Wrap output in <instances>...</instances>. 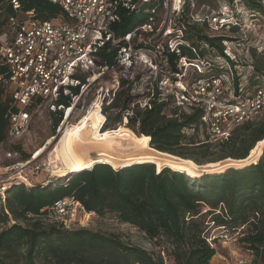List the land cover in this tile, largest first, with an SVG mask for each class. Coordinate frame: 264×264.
I'll list each match as a JSON object with an SVG mask.
<instances>
[{
  "label": "trees",
  "instance_id": "16d2710c",
  "mask_svg": "<svg viewBox=\"0 0 264 264\" xmlns=\"http://www.w3.org/2000/svg\"><path fill=\"white\" fill-rule=\"evenodd\" d=\"M17 1L22 12L33 11L41 21L61 15L58 7L45 0ZM4 3L5 0H0V10H3L0 31L6 24V16L12 14L11 8ZM211 3L212 7L209 6ZM131 4L137 8L131 11L120 3L115 10L118 20L109 26L115 43L106 42L97 52L100 67L116 68L118 51L129 34L132 48L144 47L148 35L135 30L162 17L161 0H132ZM222 7L236 18L239 27L229 26L212 33L206 20H192L212 17ZM242 8L251 12V23L264 28V23L259 25L255 19L260 16L264 22V4L260 0H184L176 21L182 30L179 53L165 51L156 73L133 61L130 66L118 68V88L108 105H105L107 98L102 102L105 120L101 131L107 130L111 121L121 124L124 117L127 127L137 136L150 138L149 145L154 150L192 160L198 165H202L201 161L191 152L206 158L216 146L220 150L217 161L242 160L249 156L254 145L264 139V116L259 121L238 126L227 141L206 143L202 108L187 104L179 106L174 96L175 88L158 87L161 79L167 78L174 83L182 74L181 81L188 88L198 81L221 77L229 79L233 90L239 85L247 91L260 86L264 65L256 47H243L240 37ZM224 41L238 44L235 60L224 53ZM180 58L202 64L201 72L191 67L180 68ZM74 78L79 84L68 86L67 94L61 90L51 101L54 106L50 111L53 132L63 121L65 111L80 96L69 117L72 118L86 94L81 95L82 87L87 85L86 79L80 75ZM139 88L141 92L136 93ZM8 102L0 89V145L9 140L8 123L4 119ZM110 110L113 113H109ZM199 130L204 141L198 139ZM16 150L20 151L17 148L12 152L15 154ZM21 155L24 162L31 159L24 153ZM233 168L213 176L191 178L167 168L156 173L152 164L134 165L118 171L99 164L88 171L58 177L61 181L55 186L47 183L31 185L16 180L6 189L4 198L0 197V224L5 226L0 230V264H210L215 252L204 236L206 227L202 217L206 216H210L209 222L213 226L225 230L244 227L240 241L252 256V263L261 264L264 260V149L254 163ZM67 197L78 201L87 213L98 217L114 216L118 222L137 229L150 242L165 241L170 251L151 253L127 245L117 235L84 228L65 230L46 224L41 210ZM202 209H206L203 214Z\"/></svg>",
  "mask_w": 264,
  "mask_h": 264
},
{
  "label": "built area",
  "instance_id": "2783aa9c",
  "mask_svg": "<svg viewBox=\"0 0 264 264\" xmlns=\"http://www.w3.org/2000/svg\"><path fill=\"white\" fill-rule=\"evenodd\" d=\"M45 1L59 8L61 15L58 18L41 21L35 17L33 11L22 12L17 0H5L4 3V6L11 8L12 11V14L6 16V24L0 31V89L9 101L8 110L4 115L8 123L9 140L17 138L27 129L29 121L44 103L53 101L61 90L67 94L68 86L78 85L79 82L74 76L86 73L90 71L89 69L110 71L97 65L99 60L96 54L106 42L115 43L114 34L109 26L118 20L115 14L117 6L121 3L131 11L137 8L135 4H131L132 0ZM161 2L163 7L161 19L150 20L135 30L148 35L144 47L132 48L130 34L124 38L125 45L118 51L117 69L130 66L133 61L142 63L156 73L165 51L179 53L182 30L176 21L182 12L184 0ZM2 17L3 10H0V19ZM192 20L195 22L206 20L212 33H218L229 26H240L226 7H222L216 15L207 19L196 17ZM223 45L224 53L235 60L238 44L224 41ZM256 51L261 55L264 65V35ZM178 66L183 69L191 67L201 72L202 64L180 58ZM247 68L252 69L251 66ZM183 75L177 76L178 80L174 83L163 78L158 82V87H167L170 90L175 88L174 96L179 106L187 104L202 108L201 122L206 143L217 144L227 141L238 126L246 122H255L264 115V76L261 77L260 86L247 91L243 85H239L237 90L231 89L229 79L226 77L213 78L206 82L198 81L188 88L181 81ZM72 82L76 84L71 85ZM50 107L54 110V106ZM69 109L65 111V120L69 118L66 119ZM43 168L51 178L53 170L50 163ZM16 176L21 175L9 178L0 176L2 199L6 189L13 182L24 180L26 183L25 179L21 177L18 179ZM41 213L46 224L57 225L65 230L83 228L89 219L95 216L94 213H87L83 206L71 197L54 201L44 207ZM206 240L215 252L211 260L219 264H253L250 254L232 261L218 252L212 241ZM261 264H264V260Z\"/></svg>",
  "mask_w": 264,
  "mask_h": 264
},
{
  "label": "rangeland",
  "instance_id": "374dc122",
  "mask_svg": "<svg viewBox=\"0 0 264 264\" xmlns=\"http://www.w3.org/2000/svg\"><path fill=\"white\" fill-rule=\"evenodd\" d=\"M260 1L264 4V0ZM212 5L213 4L211 3L209 6L212 7ZM242 10L244 14L242 17L240 37L243 41V47H245L246 49L247 47H257V45H259L258 40L262 38V35H264V28L262 26L256 27L255 22L253 21L252 24L250 22L251 20H253L251 18V12L245 11L243 8ZM255 17L259 25L264 23L260 16ZM89 70L90 71H87L86 73L78 74L86 79L88 85L83 86L81 89V95L83 93L86 94L82 99L78 109L74 112L72 118H68V120L63 119L58 129L53 132V120L50 112L52 110V108L50 107L51 101H47L31 118L27 129L20 136L15 139L8 140L4 144L0 145V176L9 178L15 175H21L16 176V178L20 179L19 177H21L22 179L26 180V183L30 182L31 185H36L38 183H47L48 185L55 186L57 182L61 181L60 179H58V177L61 176L55 173L51 175V178L48 177L44 171L43 166H47L50 162H52L51 154L53 153L60 139L62 138V133H64L67 127L78 123L81 118L87 114V111H89L93 107L94 103L98 105L99 111L102 114V102L104 98L108 99V102L105 104L108 105L111 102V99L113 98L114 93L118 88L119 73L117 68H114L113 70L111 69L107 72L101 71L100 69ZM75 84V82H72L71 85ZM141 90L142 89L139 88L135 91L136 93H140ZM3 98H7V96L3 95ZM79 98L80 96L77 97V99H75L73 103V105H75L74 109L79 103ZM132 107L133 106H131V108ZM109 113L113 112L110 110ZM263 116H261L256 121L262 119ZM102 124L98 128V133L96 134L97 137L99 134H101L102 132L104 133L106 131H101ZM108 125L111 126L108 127L107 130L119 129L122 126L130 130V132H132L136 138H141L143 136H137L133 130L128 128L124 117L122 119L121 124H113L111 121L108 123ZM188 134H190V132H188ZM198 139L199 141L205 140L204 135H202L200 130L198 132ZM17 148L20 149V151L16 150L17 152L14 154L12 151ZM263 149L264 147H262V151ZM219 151L220 150L217 146L211 148V154H209L206 158H200L199 153H191L192 156L199 158L202 164H206L211 163L212 161L216 162L219 159ZM22 153L28 155V157L31 159L26 162L22 161ZM35 154H37L38 156L35 157ZM229 160H231V158H227L222 161ZM190 161L192 162V164L198 165L194 161ZM230 169H233V167H231ZM22 183H24V180H22ZM1 205L2 204H0V206ZM202 210L203 214L206 209ZM202 220L205 222L204 227H206L204 236L208 239V241H212L214 243L217 251L220 252L222 255L228 257L229 259H232V261H235V259L239 257H245L249 255L245 245L240 241L243 237L242 233L244 230L237 229L235 231H231L225 230L221 227H215L212 225V223L209 222L211 220L210 216L202 217ZM4 227V225L0 224V230ZM83 228L92 232H99L106 235H117L127 245L140 247L147 252L154 253L157 251H161L162 254H165L170 251V247L166 244L165 241L161 240L159 241V243L150 242L137 229L127 224H122L118 222L116 218L110 214H106L103 217H98L97 215L91 217L88 223L83 226Z\"/></svg>",
  "mask_w": 264,
  "mask_h": 264
},
{
  "label": "bare ground",
  "instance_id": "6f19581e",
  "mask_svg": "<svg viewBox=\"0 0 264 264\" xmlns=\"http://www.w3.org/2000/svg\"><path fill=\"white\" fill-rule=\"evenodd\" d=\"M70 112L71 108L67 114ZM103 121V115L94 103L78 123L65 129L51 154L53 173L64 177L91 170L99 164L109 165L116 171L134 165L152 164L156 173L167 168L183 172L191 178H198L207 174H221L230 167L248 165L261 155L264 146V139L257 142L252 153L242 160L194 165L189 159L154 150L149 145V137L143 135L136 138L130 130L122 126L119 129L106 130L97 137L98 128ZM91 154H96V157L92 158ZM37 156L35 154V157Z\"/></svg>",
  "mask_w": 264,
  "mask_h": 264
},
{
  "label": "water",
  "instance_id": "95a60500",
  "mask_svg": "<svg viewBox=\"0 0 264 264\" xmlns=\"http://www.w3.org/2000/svg\"><path fill=\"white\" fill-rule=\"evenodd\" d=\"M74 106H75V105H73V106L71 107V112H72V110L74 109ZM71 112H70L69 114L66 113V119L70 116ZM263 147H264V146H263ZM90 156H91L92 158H95V157H96V154H91ZM229 169H230V168H229ZM233 169H235V168H233ZM226 170H228V169H226ZM226 170H225V171H226ZM213 175H217V174H207V175H202V176H213ZM202 176H201V177H202Z\"/></svg>",
  "mask_w": 264,
  "mask_h": 264
},
{
  "label": "crops",
  "instance_id": "0c3cea01",
  "mask_svg": "<svg viewBox=\"0 0 264 264\" xmlns=\"http://www.w3.org/2000/svg\"><path fill=\"white\" fill-rule=\"evenodd\" d=\"M212 262H214V263H212ZM210 264H219V262H217V261H215V260H211V261H210Z\"/></svg>",
  "mask_w": 264,
  "mask_h": 264
}]
</instances>
